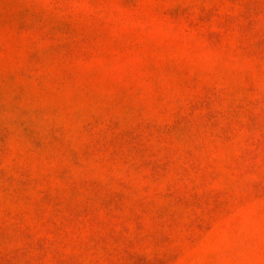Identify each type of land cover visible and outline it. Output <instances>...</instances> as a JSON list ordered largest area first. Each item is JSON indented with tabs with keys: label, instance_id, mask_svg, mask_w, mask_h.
<instances>
[{
	"label": "rangeland",
	"instance_id": "rangeland-1",
	"mask_svg": "<svg viewBox=\"0 0 264 264\" xmlns=\"http://www.w3.org/2000/svg\"><path fill=\"white\" fill-rule=\"evenodd\" d=\"M0 264H264V0H0Z\"/></svg>",
	"mask_w": 264,
	"mask_h": 264
}]
</instances>
